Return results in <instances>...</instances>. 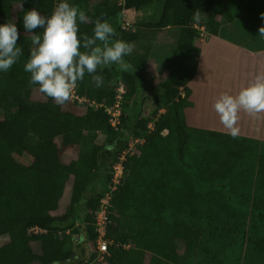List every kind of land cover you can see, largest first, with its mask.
I'll list each match as a JSON object with an SVG mask.
<instances>
[{
    "label": "trees",
    "instance_id": "obj_1",
    "mask_svg": "<svg viewBox=\"0 0 264 264\" xmlns=\"http://www.w3.org/2000/svg\"><path fill=\"white\" fill-rule=\"evenodd\" d=\"M115 1L73 0L87 16L80 31L91 35L98 18L111 21L159 3L158 19L140 23L134 31L118 27L117 37L134 44L147 33L155 38L168 30L176 56L191 58L187 66L180 63L176 72L179 76L161 82L154 115L161 109L165 113L156 120L152 132H148L149 121L135 113L145 59L126 57V71L115 65L104 69L100 72V88L87 74L77 84L79 97L106 107L115 102L113 83L121 79L126 84L128 92L117 131L104 108L83 103L81 107L86 109H82L70 100L57 105L40 93L37 85H29L30 74L24 71V63L32 47L31 34L21 30L24 12L17 11L16 20L14 16L18 8L22 9V0H0V23L17 24L18 46L23 50L18 62L7 73H0V264H83L75 248L77 237L84 234L96 246L95 212L113 178V166L128 148L130 135L143 137L145 142L139 147L138 157L127 156L123 163L126 178L113 197L108 226L107 238L114 243L103 262L201 264L212 260L213 264H223V250L235 244L240 252L246 246L255 260L264 253V221L260 227L253 226L250 234L240 227L229 233L222 229L219 234L213 222L228 226L230 217L244 220L246 210L260 209L245 206L240 216L226 211L221 217L220 210H213L219 203L214 195L210 196L213 192L207 198L199 195L197 188L214 184L216 176H237L234 163L248 153L256 154L253 142L258 141L190 128L185 117V110L192 106L188 84L196 75L201 53L193 46L200 35L193 28L194 18L208 15L210 34H217L219 18L232 23L234 6L250 0H124L121 6ZM24 4L45 15L54 9V0H25ZM36 31L42 34V30ZM164 131L168 132L165 136ZM100 137H105L109 146L97 143ZM191 138L215 142V150L206 149L193 164L181 165ZM107 147L113 155L103 164L102 154ZM71 150L77 151V158L65 162L63 156ZM239 232L243 233L241 237ZM210 243L220 247L213 249ZM241 256L237 258L243 261ZM95 257L92 254L86 264H94Z\"/></svg>",
    "mask_w": 264,
    "mask_h": 264
},
{
    "label": "clouds",
    "instance_id": "obj_2",
    "mask_svg": "<svg viewBox=\"0 0 264 264\" xmlns=\"http://www.w3.org/2000/svg\"><path fill=\"white\" fill-rule=\"evenodd\" d=\"M25 0H22L21 7ZM264 19V14H262ZM87 22L84 10L70 0H58L50 14H43L36 7L24 12L22 26L31 34V49L24 63L29 73V85H37L39 92L57 105L68 102L78 82L87 74L97 88L103 84L100 72L113 65L126 71L125 60L134 50L131 42L117 37L112 23L98 18L92 34L80 31ZM37 29L42 34H37ZM264 37V27L259 35ZM116 37V38H114ZM20 32L13 22L0 23V73H7L23 54L18 46ZM220 123L236 138L239 133V114L264 113V73L241 87L235 94L221 93L213 104Z\"/></svg>",
    "mask_w": 264,
    "mask_h": 264
},
{
    "label": "rangeland",
    "instance_id": "obj_3",
    "mask_svg": "<svg viewBox=\"0 0 264 264\" xmlns=\"http://www.w3.org/2000/svg\"><path fill=\"white\" fill-rule=\"evenodd\" d=\"M58 0H54V8L57 4ZM70 2L73 4V0H70ZM122 5L124 1H121ZM120 0H116L114 4L116 6L120 5ZM160 5L159 3L152 4L149 7H146L142 9L140 12L130 11L122 15L121 17L124 20H130V21H145L146 18L147 21L156 20L160 16ZM21 10L22 12H26L27 10H30V6L28 4H24L22 9L18 8L15 11V20L17 19V11ZM54 10V9H53ZM241 12L243 10L240 9ZM150 20V21H151ZM193 28L198 30L201 33V29L204 28L205 33L208 35L210 34V18L208 15L201 14L194 18L193 21ZM122 27V26H121ZM21 30L23 32V26H22V20H21ZM116 30V29H115ZM26 33V32H25ZM160 34H163L164 37L167 38L168 41H170L169 38L171 33H169L168 30L161 32ZM157 40L150 42L149 44H140V43H134V50L131 57L134 58H142L145 59V65H143V70L145 71V74L141 76L139 85H138V91H139V97H136V104H135V113L136 115H139V117L142 120L149 121L148 122V132H152L155 129V122L159 118L160 115H163L165 113V109H161L158 111V115L155 116L154 112L157 111V105H156V96L159 94L160 85L161 82L164 80H168L170 77L171 79L174 78V75H178L177 69L180 67V63H185L186 66L190 62L191 58H183L176 56L175 54V47L174 44L169 46H166L164 55L161 54V49H159L158 45H156ZM171 44V43H170ZM194 48H200L197 46L198 43L193 41ZM193 57V56H192ZM168 59L170 61H168ZM168 62V63H167ZM185 66V67H186ZM184 67V70H185ZM176 73V74H175ZM182 74V73H180ZM179 76V75H178ZM119 79L116 80V82L113 83V86L117 88ZM128 92V89H127ZM127 95V94H126ZM36 96V95H35ZM126 97V96H125ZM73 104V103H72ZM82 109H86L84 107H81L82 105L77 104ZM123 112V109H122ZM147 132V133H148ZM119 133V132H118ZM167 131L163 132V136L167 135ZM136 139L141 140V142L144 140L143 137L134 138L132 135H130V140L128 142L129 146L133 147L132 152L133 154H129L131 157H138L140 155L139 147L142 146L140 143H135ZM214 142V140L212 141ZM99 144H106V138L100 137L98 139ZM215 143V142H214ZM214 143H208L206 140L198 141V139L191 138L188 143V150L185 155V159L180 164H186L191 163L193 164L195 162L196 156H201L203 154L204 150L208 149L210 152H213L215 150V144ZM134 144V145H133ZM253 145L256 146L257 152L256 154L248 153L246 154L242 160L239 162L234 163L233 168H236V171H238L235 176L231 178V176L228 177H219L216 176L213 179L214 184L206 185L204 187H198L197 193L199 195L206 196L207 198H210L208 196L209 192H213L210 196L214 195L217 200H219L218 205L213 206L214 211L220 210L219 216H224L226 211H231L233 214L237 216L241 215V211L245 208V206H252L251 208H258L259 211L251 212L250 210L245 211V217L244 220L239 219L236 220V218L230 217L228 226H225L222 223H219V221L213 222V227L215 230H218L219 234H222V229H225V233L232 232V229L236 230L237 227H240L242 231L244 232H252L253 226L260 227L261 222L264 221V218L262 215V210L264 211V143L263 142H253ZM106 146H109L106 144ZM113 155V151L110 147L105 148L103 154H102V163L106 164L107 162H110V159ZM77 158V151L71 150L67 151L63 159L65 162H70L72 159ZM193 162V163H192ZM261 166H263L261 168ZM114 167V166H113ZM112 172L114 174V168H112ZM126 178V176H124ZM123 178V182L125 180ZM98 189V187H95V191ZM95 191L93 192L95 194ZM70 191H68L66 195V199H70ZM215 203V201H214ZM225 208L226 210L222 209ZM111 211V210H110ZM83 215V212L79 211V217L81 218ZM226 216V215H225ZM249 233V234H250ZM242 232H239V236H242ZM78 241L75 243V248L77 251V254L81 259L84 260L83 264H86L87 261L90 259L92 254H95V261L94 264H101L104 261V258L108 256V254H100L97 249V243L96 246L89 243L84 236V234L77 237ZM211 248L217 249V247H220L219 244H212L210 243ZM262 247V246H261ZM226 254H225V251ZM224 255L222 256L223 264H264V253L260 254L261 256L256 257L255 260H253L251 253L247 252L246 246L243 247V250L240 252V247L238 245H234L232 248L226 247L224 249ZM247 252V253H246ZM261 252V251H260ZM241 256V260L237 258L238 255ZM201 264H213L212 260L204 261V263Z\"/></svg>",
    "mask_w": 264,
    "mask_h": 264
},
{
    "label": "crops",
    "instance_id": "obj_4",
    "mask_svg": "<svg viewBox=\"0 0 264 264\" xmlns=\"http://www.w3.org/2000/svg\"><path fill=\"white\" fill-rule=\"evenodd\" d=\"M232 13V23L219 18L218 33H206L204 42L197 44L201 49L197 72L188 84L192 106L185 110L186 122L190 128L229 134L213 109L215 100L226 91L235 94L241 87L252 82L257 74L264 73V37L258 36L259 28L264 27V0L245 1L234 6ZM147 19L142 22L120 17L110 22L117 29L125 23L137 27L140 23H148ZM170 37L168 41L163 34L154 38L147 33L138 43L149 44L157 40L155 43L160 49L174 44L172 35ZM180 93L183 94V88ZM238 127V137L264 143V113L250 115L242 111ZM109 240L113 245L114 241ZM118 246L130 248L129 245Z\"/></svg>",
    "mask_w": 264,
    "mask_h": 264
},
{
    "label": "built area",
    "instance_id": "obj_5",
    "mask_svg": "<svg viewBox=\"0 0 264 264\" xmlns=\"http://www.w3.org/2000/svg\"><path fill=\"white\" fill-rule=\"evenodd\" d=\"M124 1V0H120ZM122 5V2L120 3ZM122 29L129 31L133 29L135 30V26H132L129 23H125L122 25ZM206 37V33L204 28L201 29V33L199 37L195 39V42L198 44H202L204 42V38ZM78 85L75 88L72 98L70 99V102L73 104H79L82 105L83 103L88 104L89 106H93L95 108H104L105 112L110 118L111 126L115 130H120L121 126V118H122V109L123 104L125 100V96L127 94V86L126 84L119 79L117 88L115 89L116 96H115V102L113 106L106 107L103 104H98L94 101H88L86 98L79 97L78 96ZM145 140L141 142V140L136 139L135 143H144ZM134 145V144H133ZM133 147L128 145V148L123 151L121 154V157L119 158V161L114 165V174L111 182L109 183L108 187L104 190L102 193V197L99 201V207L97 211L95 212V226H96V232L98 234L97 237V249L100 254H108L109 246L112 244V241H110L107 238L108 233V226L110 224V210L112 207V201L113 197L116 194V192L119 190V188L122 185V180L124 178V165L123 163L126 161L127 156L129 154H133L132 152ZM34 232H40L39 229H35Z\"/></svg>",
    "mask_w": 264,
    "mask_h": 264
}]
</instances>
